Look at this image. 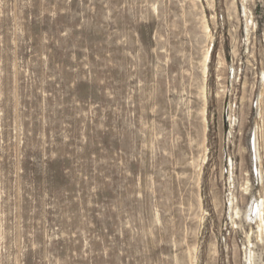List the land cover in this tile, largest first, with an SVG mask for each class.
I'll return each mask as SVG.
<instances>
[{"label":"rangeland","instance_id":"rangeland-1","mask_svg":"<svg viewBox=\"0 0 264 264\" xmlns=\"http://www.w3.org/2000/svg\"><path fill=\"white\" fill-rule=\"evenodd\" d=\"M262 72L264 0H0V264H246Z\"/></svg>","mask_w":264,"mask_h":264},{"label":"bare ground","instance_id":"bare-ground-1","mask_svg":"<svg viewBox=\"0 0 264 264\" xmlns=\"http://www.w3.org/2000/svg\"><path fill=\"white\" fill-rule=\"evenodd\" d=\"M243 1L244 2H247L248 0H243ZM234 5L233 4L231 5L230 10H232V12L235 14L237 11H236V8H235ZM245 5H247V3ZM242 11H243V14H244L243 17H244V23H245V26H244L245 27V36H246V38H248L250 36L251 31L255 29V24L251 20L252 19L251 13H249L245 7H243V10ZM202 23H204V22H202ZM203 29H204V32H205L204 35H206L208 37L210 35V31H209V29H208V27H207L206 24L203 26ZM210 57H211V50L207 47L205 49V52H204V55H203V63L201 64V66L203 67L204 73L206 71H208L207 70L208 69L207 63L209 62ZM218 64L220 66H222L224 64L223 63V59L220 58ZM261 80L264 83V72H262V74H261ZM259 99L261 100V95H260ZM253 152H254L255 160L257 162L260 161V157H259V143H258V140H257L255 134H254V138H253ZM259 174H260V177H261V180H262V176H261V171L260 170H259ZM244 185H245V187L243 188V190L244 191L249 190V188H248V182L247 181L245 182ZM230 210L232 212L231 217H230L231 218L230 220H233L235 218L238 219L239 216H240V210L236 206L232 207L231 204H230ZM252 211L253 210L251 209V212ZM243 218H244V220L246 222L253 221L254 224H255V229L256 230L254 232L250 229V233H244L245 234V243L246 244L243 246L244 256H245V263L246 264H254L255 263L254 262L255 261V256H256V254H255L256 252H254V247L257 244H263L264 245V198H261L260 201H257L256 202L255 214H254V218L253 219L247 214V212L244 213ZM253 236H254V239H255V243H252V240H251V238Z\"/></svg>","mask_w":264,"mask_h":264}]
</instances>
